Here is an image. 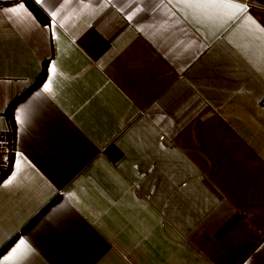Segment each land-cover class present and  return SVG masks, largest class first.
Instances as JSON below:
<instances>
[{"label":"crops","instance_id":"crops-1","mask_svg":"<svg viewBox=\"0 0 264 264\" xmlns=\"http://www.w3.org/2000/svg\"><path fill=\"white\" fill-rule=\"evenodd\" d=\"M16 2L0 0L3 252L23 236V264H264V35L175 0H45L53 35L32 0L39 26L2 12ZM240 2L264 26V0Z\"/></svg>","mask_w":264,"mask_h":264},{"label":"snow or ice","instance_id":"snow-or-ice-1","mask_svg":"<svg viewBox=\"0 0 264 264\" xmlns=\"http://www.w3.org/2000/svg\"><path fill=\"white\" fill-rule=\"evenodd\" d=\"M32 2L39 6L47 17L50 19L48 23L44 25L46 30L52 31V34L55 35V24L57 17L61 11L60 8L55 10H49L45 4V0H32ZM172 3V0H169ZM174 7L182 6L185 10L189 12L192 18L200 17L204 20H212L219 24L220 27L228 25L233 22H239L248 29L250 35L256 36L257 33L264 35V26L255 19L250 14V6L247 3H242L240 0H175L173 4ZM63 5L61 6V8ZM2 12L5 14H11L13 17H25L33 22L35 26H39V22L36 17L27 7L26 0H18L12 7H5L2 9ZM131 19V16L128 17ZM189 17L186 16L185 19ZM259 38V37H257ZM57 72L56 61H52L47 65V78L42 82L39 87V90L35 93V96H39L42 93H51L52 92V83L53 79ZM25 105H19L13 112V119L16 124L23 123V113ZM3 115H0V121H3ZM162 139V137H161ZM0 145H3V141H0ZM17 162L15 165L16 170H14L11 175L4 180L3 186L7 187L13 183L17 177V172L20 165V153H17ZM5 161L7 157L4 158ZM53 223L56 221L53 218ZM13 238H3L0 237V252H3V249L7 247ZM264 248V246H262ZM261 249H257L260 251ZM35 252V249L28 243V241L21 236L18 240L11 245L6 252H3L0 255V264H23L27 258Z\"/></svg>","mask_w":264,"mask_h":264},{"label":"built area","instance_id":"built-area-1","mask_svg":"<svg viewBox=\"0 0 264 264\" xmlns=\"http://www.w3.org/2000/svg\"><path fill=\"white\" fill-rule=\"evenodd\" d=\"M0 141H3V145H0V171L6 172L11 166V160L13 153L15 152V134L12 130H1ZM5 157L7 160L5 161Z\"/></svg>","mask_w":264,"mask_h":264},{"label":"trees","instance_id":"trees-1","mask_svg":"<svg viewBox=\"0 0 264 264\" xmlns=\"http://www.w3.org/2000/svg\"><path fill=\"white\" fill-rule=\"evenodd\" d=\"M32 7H34V5H32ZM35 9V8H34ZM35 11H37L36 9H35Z\"/></svg>","mask_w":264,"mask_h":264}]
</instances>
